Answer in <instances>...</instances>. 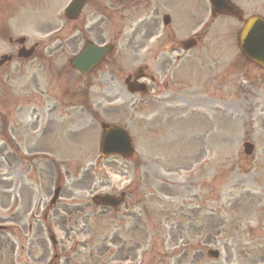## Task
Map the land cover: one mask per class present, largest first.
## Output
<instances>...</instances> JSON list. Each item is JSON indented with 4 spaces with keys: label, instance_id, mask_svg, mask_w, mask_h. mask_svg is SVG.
<instances>
[{
    "label": "rangeland",
    "instance_id": "374dc122",
    "mask_svg": "<svg viewBox=\"0 0 264 264\" xmlns=\"http://www.w3.org/2000/svg\"><path fill=\"white\" fill-rule=\"evenodd\" d=\"M67 1L58 0L49 10L47 28L38 24L31 32L42 33L39 27L60 32ZM129 1L123 15L120 8L113 17L114 30L122 29V35L107 59L112 66L78 83L69 64L62 65L86 40L101 42L98 33L89 32L91 23H77L80 33L69 41L60 36L31 40L45 55L53 54L35 61L24 81L0 88V264H47L55 255L51 264L58 258L59 264H264V69L244 57L237 40L243 19L264 16V0H231L242 12L241 21L213 14L207 0H155L146 6ZM90 10L86 6L82 16L89 17ZM167 12L171 30L162 24ZM172 33L179 39L204 35L185 58L192 66L202 61L206 84H211L191 90L188 82L175 91L188 98L184 107H193L192 119L181 110H166L171 109L166 99L176 98L165 89L161 103L147 107L160 106L162 125L153 135L155 128L141 126L139 95L128 92L123 80L152 57L154 41L163 49ZM0 45L6 49L3 41ZM48 48H66L67 55ZM48 69L62 70L50 78L43 72ZM188 73L196 83L202 76L193 69ZM33 76L26 90L22 85ZM109 83L111 90H103L115 105L109 111L98 105L96 113H89L86 104L80 113L65 115L38 104L69 95L91 103ZM28 96L36 99L28 102ZM21 102H27L20 104L25 105L22 113L14 112ZM35 107L43 108L46 122ZM183 119L196 125L189 127ZM102 121L128 128L131 158L99 156ZM39 125V134L46 125L40 135ZM245 141L254 146L250 154L243 151ZM57 185L61 198L50 205ZM102 185L115 195L129 186L119 210L91 201L105 191ZM208 248L219 249V257L210 258Z\"/></svg>",
    "mask_w": 264,
    "mask_h": 264
},
{
    "label": "flooded vegetation",
    "instance_id": "af4514ba",
    "mask_svg": "<svg viewBox=\"0 0 264 264\" xmlns=\"http://www.w3.org/2000/svg\"><path fill=\"white\" fill-rule=\"evenodd\" d=\"M63 1L65 2V0ZM70 1L71 0H68L65 6H67ZM140 1H143L148 5L152 0ZM55 3H58V0H0V42L3 41L6 45V49L3 51L0 45V58L3 55L7 57L6 60L0 64V88L12 87L19 81H24L29 76L28 74H25V72L30 69L32 64L35 61H42L45 54L41 52V48L37 47L38 43L32 42L31 40L52 38L56 39L58 36H60V39H73L76 37L77 30L79 28L77 27V23H91L89 29L87 25H85L84 28L86 30L88 29L89 32L92 31L93 34L98 33V38L102 41L105 39H116L119 36L117 32H114L113 17L114 15L120 13V8L122 10L128 5L126 0H85L83 8H85L86 6H90L92 8V11L90 10L89 17L88 13L82 16L81 10L80 14L77 17L69 18L65 14V9L64 13L62 14V26L59 28L60 32L54 33L55 29L46 30V28L50 25V22L46 20H48L49 18V10L55 5ZM41 10L44 12H41ZM121 15H123V10L121 12ZM87 19H89L88 22ZM38 24L44 25L46 26V28L39 27L38 29L42 30V33L40 34L32 33L31 30L38 31L35 27V25ZM71 26H73V30H69ZM67 30L70 32H68ZM93 30H95L96 32H94ZM196 36L199 38V42L201 39V35ZM149 37L151 36H148V38ZM172 40L177 45L182 44V41H177L174 37H172ZM159 45L160 44L158 42L154 41L152 47L149 48L152 57L150 59H147V61H145L142 66H140L141 69L139 77V81L144 83L142 85L141 91L139 92V101L141 103V112L143 115V118L140 120V122L144 131L147 129L148 125L151 128H155L153 129V131H151L153 135L159 133L158 131L161 129L162 125L159 121L160 112L158 111V107L160 106L155 105V108H151L149 110H147V107L151 106V102L154 104L161 103L159 94L162 92L163 88L164 91L168 88L169 93L171 95H175L174 93H176V90L180 89L181 91H183L184 89H186L187 83L189 82L192 84L191 90H194L192 75H190L183 67H179L174 70L171 69L172 59H170L167 54H165L166 56L163 54V52H165L166 50L158 48ZM48 49L49 51L50 49L52 51L61 50L64 53L62 55H67L66 48ZM177 49L181 50L180 46H178ZM177 49H171L170 51L176 52ZM43 50L47 51L45 48ZM27 53H29V55H27ZM51 54H53V52H47V55ZM105 59L106 58H104L103 56L100 65L105 62ZM173 59L174 65H172V67L175 68L177 60L181 59L178 52L175 54ZM62 65L64 67L67 66L66 60ZM199 67L202 68L203 65L200 64ZM61 70L62 69L58 70L57 72ZM57 72L50 73L49 70L46 71L47 75L50 78L55 77ZM127 75L131 74L127 73ZM201 75L202 76L197 79V85L202 82V87L206 85L207 80H209L207 69L203 70ZM133 77L134 74L131 75V78ZM34 80L35 77L33 76L30 79L29 83H26L27 85L23 84L22 86L26 90H31L30 86L32 82H34ZM213 80H215V76L213 77ZM66 87H68V85H66ZM107 88L108 86H105V89ZM103 90L104 87H102V90L100 91L102 93L100 97H96V101L91 103L80 101L77 96L69 95L61 97L49 96L46 100H38V104L45 107V109L49 112H54L57 109L61 110V113L65 115H71V113H75L74 115H76V113H80L82 111L81 109H83L84 106L88 104L87 108L89 113H96V108L98 105L104 107L102 104L108 103L110 101L108 100L110 97L104 94ZM30 93V96H34V91H30ZM30 96L27 97L28 102L31 101V99H36L35 97L30 98ZM175 98V100H169V98L166 99L170 102L169 107L172 108L166 110H171L170 113L175 114H177L178 110H181L183 115L184 109L182 107H179L178 105L180 103H186L188 98H186L184 94H177L175 95ZM3 102V100H0V108H2ZM26 103L27 102L17 103L12 110L14 112L18 111V113H22L25 105L20 104ZM65 108H70L72 110L65 111ZM42 109L43 108L35 107L33 111L37 112L38 115L43 116V118H45L44 122H46V116L44 115L45 112H42ZM0 112H2V109H0ZM143 136L146 137V134L144 133ZM106 187L107 185H102V188Z\"/></svg>",
    "mask_w": 264,
    "mask_h": 264
},
{
    "label": "water",
    "instance_id": "95a60500",
    "mask_svg": "<svg viewBox=\"0 0 264 264\" xmlns=\"http://www.w3.org/2000/svg\"><path fill=\"white\" fill-rule=\"evenodd\" d=\"M212 3L214 4L215 11L226 10L229 12H235V8L227 5L224 0H212ZM79 5L80 2L77 0L70 5V9H78ZM239 41L240 49L244 52V54L264 66V19L260 17L249 18L240 32ZM187 46L188 44L186 43L185 47ZM106 49L107 47H97L90 44L86 47V50L82 53V55L76 58L75 61H79L80 58L84 57L92 56L93 58L94 56V61L92 60L90 63L93 64L97 59H99L101 54ZM82 62L84 63V61ZM245 145L247 146V152H250L252 146L248 143H245ZM101 149L103 150V153H128L131 149L128 134L120 128L110 126L106 127L105 134L102 139ZM94 200L106 205H116L119 203L118 198H114L109 195L94 197ZM212 253L216 254V252Z\"/></svg>",
    "mask_w": 264,
    "mask_h": 264
}]
</instances>
